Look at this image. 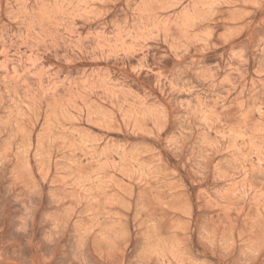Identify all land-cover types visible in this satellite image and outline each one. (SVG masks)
<instances>
[{
  "label": "rangeland",
  "instance_id": "obj_1",
  "mask_svg": "<svg viewBox=\"0 0 264 264\" xmlns=\"http://www.w3.org/2000/svg\"><path fill=\"white\" fill-rule=\"evenodd\" d=\"M0 264H264V0H0Z\"/></svg>",
  "mask_w": 264,
  "mask_h": 264
}]
</instances>
